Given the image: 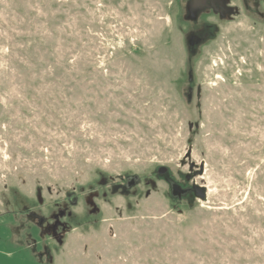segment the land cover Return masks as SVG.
<instances>
[{
  "label": "rangeland",
  "instance_id": "rangeland-1",
  "mask_svg": "<svg viewBox=\"0 0 264 264\" xmlns=\"http://www.w3.org/2000/svg\"><path fill=\"white\" fill-rule=\"evenodd\" d=\"M190 1L0 0V264H264V0Z\"/></svg>",
  "mask_w": 264,
  "mask_h": 264
},
{
  "label": "water",
  "instance_id": "water-1",
  "mask_svg": "<svg viewBox=\"0 0 264 264\" xmlns=\"http://www.w3.org/2000/svg\"><path fill=\"white\" fill-rule=\"evenodd\" d=\"M205 1L206 0H191L188 6L189 9V13L191 18L193 17V14L195 11L203 8L205 6ZM211 2V4L217 8V5L215 4L214 0H209ZM189 45L193 46V38L189 39ZM189 155V154H188ZM168 173V169L166 167H160L157 170V175L158 176H166ZM170 190H171V195L172 197L176 198V199H181L184 196H186L187 194H191L194 197L200 199V200H204L205 199V190L201 187L198 186H193L192 188H187V189H181L179 187H177L175 184L170 183ZM74 202V198H71V203Z\"/></svg>",
  "mask_w": 264,
  "mask_h": 264
},
{
  "label": "flooded vegetation",
  "instance_id": "flooded-vegetation-1",
  "mask_svg": "<svg viewBox=\"0 0 264 264\" xmlns=\"http://www.w3.org/2000/svg\"><path fill=\"white\" fill-rule=\"evenodd\" d=\"M214 2H215V4L217 5V8H215V7L211 4V2H210L209 0H206V1H205V6H204L203 8H211V9L216 10V11H218V12H222V11H224V7L221 5V1H220V0H214ZM194 15H195V14H193V17H194ZM190 17H191V16H190ZM193 17H192V18H193ZM192 38H193V45H194V43H198V42H200V39H199V38H195V37H192ZM187 195H190V193L187 194ZM187 195H186V196H187ZM42 222H43V219H39V225H41Z\"/></svg>",
  "mask_w": 264,
  "mask_h": 264
},
{
  "label": "trees",
  "instance_id": "trees-1",
  "mask_svg": "<svg viewBox=\"0 0 264 264\" xmlns=\"http://www.w3.org/2000/svg\"><path fill=\"white\" fill-rule=\"evenodd\" d=\"M136 180H137V177H131L130 179H128V182L126 184V187L128 188V187H131L132 185H134V183L136 182ZM70 202H71V200H70Z\"/></svg>",
  "mask_w": 264,
  "mask_h": 264
},
{
  "label": "crops",
  "instance_id": "crops-1",
  "mask_svg": "<svg viewBox=\"0 0 264 264\" xmlns=\"http://www.w3.org/2000/svg\"><path fill=\"white\" fill-rule=\"evenodd\" d=\"M6 259V260H10V258L8 257V253L5 250L0 249V259Z\"/></svg>",
  "mask_w": 264,
  "mask_h": 264
}]
</instances>
